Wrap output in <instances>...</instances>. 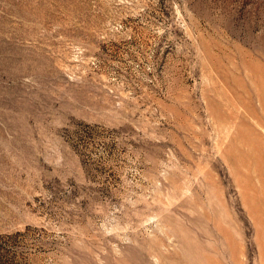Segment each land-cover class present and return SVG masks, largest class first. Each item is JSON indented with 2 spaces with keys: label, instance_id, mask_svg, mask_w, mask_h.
Masks as SVG:
<instances>
[{
  "label": "rangeland",
  "instance_id": "1",
  "mask_svg": "<svg viewBox=\"0 0 264 264\" xmlns=\"http://www.w3.org/2000/svg\"><path fill=\"white\" fill-rule=\"evenodd\" d=\"M0 264H264V0H0Z\"/></svg>",
  "mask_w": 264,
  "mask_h": 264
}]
</instances>
